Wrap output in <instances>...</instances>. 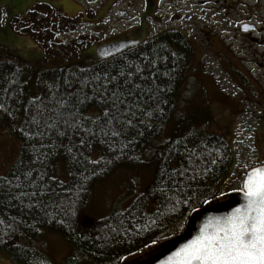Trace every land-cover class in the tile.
Listing matches in <instances>:
<instances>
[{
	"label": "trees",
	"instance_id": "16d2710c",
	"mask_svg": "<svg viewBox=\"0 0 264 264\" xmlns=\"http://www.w3.org/2000/svg\"><path fill=\"white\" fill-rule=\"evenodd\" d=\"M189 53L167 31L115 59H60L59 68L0 54V127L21 145L0 175V252L14 264H51L37 246L50 232L70 247L61 264H133L225 199L236 157L207 131L206 94L205 103L185 99ZM119 170H148L150 183L83 222L93 188Z\"/></svg>",
	"mask_w": 264,
	"mask_h": 264
},
{
	"label": "flooded vegetation",
	"instance_id": "af4514ba",
	"mask_svg": "<svg viewBox=\"0 0 264 264\" xmlns=\"http://www.w3.org/2000/svg\"><path fill=\"white\" fill-rule=\"evenodd\" d=\"M0 12L11 15L19 36L29 30L37 44L51 38L60 58L72 63L112 60L131 48L98 58L96 50L112 43L180 33L190 48L188 79L200 93H208L210 81L221 94L263 95L264 105V0H0ZM247 43L255 49L251 57ZM256 139L243 171L264 164V139L261 145Z\"/></svg>",
	"mask_w": 264,
	"mask_h": 264
},
{
	"label": "rangeland",
	"instance_id": "374dc122",
	"mask_svg": "<svg viewBox=\"0 0 264 264\" xmlns=\"http://www.w3.org/2000/svg\"><path fill=\"white\" fill-rule=\"evenodd\" d=\"M12 26H14V22L11 19V15L7 12H0L1 55L23 64H29L35 69L59 68L63 66L59 58V53L62 50L53 43L54 41L51 38L46 40L49 43L37 44L27 35V33H30L29 30L25 32V35L19 36L16 28L14 30ZM83 43L87 42L83 41L80 45H76L73 53H76ZM250 46L248 43L245 46L248 57H251L255 50ZM41 50L46 52L45 59H42ZM260 51L262 49H258V52ZM47 59L52 60V62ZM66 62L68 63L69 61ZM195 79L200 84L206 81V79L202 78ZM195 81L194 79H188L187 95H185V99L187 101L190 99L193 103L192 105L201 102L204 97V95L199 96L200 92L195 87ZM207 85L209 89L208 93H205L204 101L210 106L213 116V120L207 126V131L222 136L232 144L236 156L235 161L237 160L230 178L219 190L222 194L218 199H222L226 192L239 185V181L243 177V170L240 171V169L250 159L249 155L251 152H249L248 148H251L252 138H257V144H263L264 132L262 134L261 131L264 130V124H261V120L264 116V105L259 100L263 95H251V99L247 100L244 95L239 93H218L210 81ZM238 99H240V102ZM240 105L243 106V111H238ZM20 146L18 139L8 135L5 129L0 127V175H6L18 161ZM150 180L151 173L148 170H119L115 172L93 188L90 201L82 215L83 222L88 223L91 220H96L102 215L109 214L111 210L122 207L127 201L126 193L128 189L142 191L150 183ZM37 246L41 249L42 255L51 264L63 263L70 252V247L66 241L58 234L50 232H44ZM0 264L14 263L5 253L0 252Z\"/></svg>",
	"mask_w": 264,
	"mask_h": 264
},
{
	"label": "water",
	"instance_id": "95a60500",
	"mask_svg": "<svg viewBox=\"0 0 264 264\" xmlns=\"http://www.w3.org/2000/svg\"><path fill=\"white\" fill-rule=\"evenodd\" d=\"M136 44L116 42L96 54L104 59ZM133 264H264V164L249 169L226 200L191 214L159 252Z\"/></svg>",
	"mask_w": 264,
	"mask_h": 264
}]
</instances>
